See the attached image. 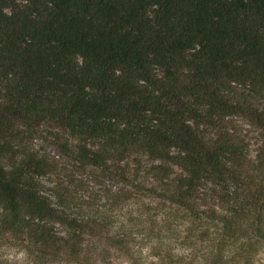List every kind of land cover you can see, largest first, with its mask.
Returning <instances> with one entry per match:
<instances>
[{"label": "trees", "instance_id": "obj_1", "mask_svg": "<svg viewBox=\"0 0 264 264\" xmlns=\"http://www.w3.org/2000/svg\"><path fill=\"white\" fill-rule=\"evenodd\" d=\"M233 118L256 133L253 158ZM37 141L185 213L214 247L205 264H255L264 0H0V245L38 264H111L124 241L70 211L90 205L58 176L46 192L58 163Z\"/></svg>", "mask_w": 264, "mask_h": 264}, {"label": "rangeland", "instance_id": "obj_2", "mask_svg": "<svg viewBox=\"0 0 264 264\" xmlns=\"http://www.w3.org/2000/svg\"><path fill=\"white\" fill-rule=\"evenodd\" d=\"M237 128L245 134L249 143V154L253 158L257 150V135L242 120L233 118ZM50 156L57 160V174L45 179L46 192L50 193L54 177L65 184V188L78 197L76 202L82 207H73L70 211L93 212L104 222L111 234L124 241L123 248L114 250L116 256L111 264H161L155 256L170 253V264H203L211 258L214 247L208 242L198 241V235L191 233V220L185 213L170 209L168 203L154 198L123 183H118L100 173L75 170L67 164L66 157L49 145L36 142ZM63 167L66 174H63ZM51 182V183H50ZM124 193L126 195H124ZM119 194L122 195L119 197ZM117 195V198H116ZM88 203V204H86ZM91 210V211H89ZM167 221V223H166ZM214 232L211 231V234ZM222 247L224 260L232 259L239 253L238 243L226 241ZM127 249V251H126ZM255 264H264V248L250 249ZM165 257V255H163ZM158 258V259H157ZM233 260V259H232ZM204 263V264H205ZM0 264H38L20 246L14 242L0 245ZM52 264H72L57 262Z\"/></svg>", "mask_w": 264, "mask_h": 264}]
</instances>
